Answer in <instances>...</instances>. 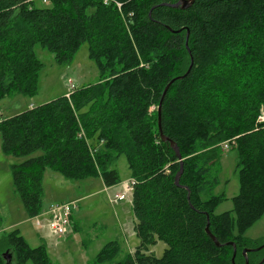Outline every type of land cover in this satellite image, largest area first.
<instances>
[{"label":"trees","instance_id":"16d2710c","mask_svg":"<svg viewBox=\"0 0 264 264\" xmlns=\"http://www.w3.org/2000/svg\"><path fill=\"white\" fill-rule=\"evenodd\" d=\"M175 1L0 0V99L37 91L35 44L61 64L86 42L98 67L96 83L0 117L1 151L25 157L10 171L28 217L40 212L45 169L74 181L99 176L110 187L116 158L125 156L138 244L125 252L108 241L88 264H244L248 247V264L264 257V244L247 246L240 235L264 212V0L167 5ZM176 77L162 97L159 129L158 103ZM232 140L237 235L231 211H212L221 200L211 192L220 143ZM156 240L166 244L159 257L148 252ZM0 264L51 262L43 245L32 248L12 230L0 239Z\"/></svg>","mask_w":264,"mask_h":264},{"label":"rangeland","instance_id":"374dc122","mask_svg":"<svg viewBox=\"0 0 264 264\" xmlns=\"http://www.w3.org/2000/svg\"><path fill=\"white\" fill-rule=\"evenodd\" d=\"M34 4L45 6L48 3L34 0ZM87 49V43H82L70 62L60 64L54 60L50 51L35 44L34 53L42 63L38 73L37 91L34 94L13 92L2 97L0 117L18 113L29 104L39 105L64 95L72 89L71 84L80 87L96 83L99 70L96 63L88 57ZM259 118L264 120V116ZM224 143H227V147H224ZM220 145V159L213 168L218 172V183L211 192L221 196V200L213 206L212 211L214 214L231 211L232 233L237 235L240 233L232 211V197L239 190L235 167L236 151L231 149L233 140L221 142ZM38 153L40 152L34 155ZM24 158L5 155L0 148V239L8 232L16 230L30 247L43 245L51 264H88L101 246L112 240L118 241L125 252H130L138 244L132 229L130 189L126 188L130 173L124 155L116 158L114 167L118 173V182L110 187L104 186L99 176L74 181L45 169L42 174L41 209L34 217L27 216L12 183L10 165ZM113 193H124L125 197L120 201H112ZM70 199L77 200L72 211L73 222L63 234H58L49 228V218L45 212L50 204L65 203ZM240 235L247 239V246L264 244V212ZM165 248L163 241L156 240L149 246L148 252L159 257ZM260 255L261 253L255 254L250 258L251 261L257 260Z\"/></svg>","mask_w":264,"mask_h":264},{"label":"built area","instance_id":"2783aa9c","mask_svg":"<svg viewBox=\"0 0 264 264\" xmlns=\"http://www.w3.org/2000/svg\"><path fill=\"white\" fill-rule=\"evenodd\" d=\"M70 86L72 87V84ZM225 146L226 145L224 144V147ZM131 182L132 180L130 178L129 182L126 185V188L128 190L131 189ZM124 197H125L124 193H113L112 201H120ZM76 205H77V200H71L65 203L50 204L47 208V211L45 212L49 218V222H48L49 228L58 234H63L66 231L68 225L70 224L71 214L73 209L76 207ZM36 223H38L37 220Z\"/></svg>","mask_w":264,"mask_h":264},{"label":"water","instance_id":"95a60500","mask_svg":"<svg viewBox=\"0 0 264 264\" xmlns=\"http://www.w3.org/2000/svg\"><path fill=\"white\" fill-rule=\"evenodd\" d=\"M193 3V0H176L174 3H170V4H167L168 6L170 7H175V8H180V9H186L188 8L191 4ZM188 36H186V39H187ZM186 44V43H185ZM187 45V44H186ZM180 77H176V78H173L170 80V82L166 85V87L164 88L163 92H162V96H161V99L158 103V107H157V124H158V128L160 129V108H161V101H162V97L167 89V87L175 80V79H178ZM161 139L163 141H167L168 138L163 136L161 134ZM169 146L174 150L176 156L178 158H180V154L178 153V149H177V146L175 145V143L171 140H169ZM181 173V169L179 170V172L176 174L175 176V183L178 185V178H179V175ZM205 232L206 234L213 240L214 244L216 246H219L220 243L217 241V239L214 237V235L209 231V228H208V223L206 224L205 226ZM230 244L232 245V250H233V254H232V258L235 256V252H236V247H235V244L233 242H230ZM256 249H259V248H256ZM254 249H250V248H244L242 250V254H243V257H244V264H248V260H247V253L252 251ZM2 257L3 259L6 261V263H8L11 259V254L6 250L3 254H2ZM264 260V257L260 260V262L258 263H255V264H261V262Z\"/></svg>","mask_w":264,"mask_h":264},{"label":"crops","instance_id":"0c3cea01","mask_svg":"<svg viewBox=\"0 0 264 264\" xmlns=\"http://www.w3.org/2000/svg\"><path fill=\"white\" fill-rule=\"evenodd\" d=\"M66 94V93H65ZM48 101V100H47ZM44 102H46V101H44ZM40 104H42V103H40ZM32 106H34V105H32V104H29L26 108H29V107H32ZM25 108V109H26ZM24 110V109H23ZM16 114V113H15ZM13 115V114H12ZM8 116H11V115H8ZM72 199H70V201H71ZM69 201V200H68ZM130 207H131V205H130ZM72 217H73V215H71V218H70V224H72ZM132 225H133V222H132ZM73 227L75 228L76 226L73 224Z\"/></svg>","mask_w":264,"mask_h":264},{"label":"bare ground","instance_id":"6f19581e","mask_svg":"<svg viewBox=\"0 0 264 264\" xmlns=\"http://www.w3.org/2000/svg\"><path fill=\"white\" fill-rule=\"evenodd\" d=\"M42 1H43V0H42ZM46 1H47V0H46ZM46 1H43V2H46ZM72 86H73V85H72ZM70 87H71V86H70ZM224 144L226 145L225 147H227V143H224ZM224 144H223V145H224ZM123 199H124V198H123ZM111 200H112V197H111ZM71 215H72V214H71ZM3 253H4V252H3ZM3 253H2V254H3ZM257 263H258V262H257Z\"/></svg>","mask_w":264,"mask_h":264}]
</instances>
